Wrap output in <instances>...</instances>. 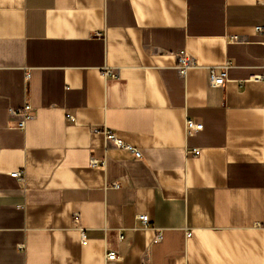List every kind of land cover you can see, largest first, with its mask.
Segmentation results:
<instances>
[{"label": "crops", "instance_id": "0c3cea01", "mask_svg": "<svg viewBox=\"0 0 264 264\" xmlns=\"http://www.w3.org/2000/svg\"><path fill=\"white\" fill-rule=\"evenodd\" d=\"M258 28L264 0H0V264H264Z\"/></svg>", "mask_w": 264, "mask_h": 264}, {"label": "built area", "instance_id": "2783aa9c", "mask_svg": "<svg viewBox=\"0 0 264 264\" xmlns=\"http://www.w3.org/2000/svg\"><path fill=\"white\" fill-rule=\"evenodd\" d=\"M258 32L264 31L262 28L257 29ZM194 67V64L191 62L189 57L185 54L182 57L178 59V64L176 66V70L178 71L179 75L184 77L187 73V71ZM230 67V64H226L223 67L220 68V73L217 75L215 73V70L212 69L209 72V86L212 88H220L223 87V85L227 81V71ZM103 76L105 79L107 78H113L116 76V73H114L111 70L104 69L103 70ZM30 78V74L27 73L25 75V82ZM252 81H263L264 82V65H263V73L262 75H256L250 78ZM32 112L33 109L32 107L26 102L24 103L23 107L21 108H9L8 109V117L10 124H13V128L24 131L26 128V124L28 121L32 119ZM68 120L72 123L75 122L74 117L68 116ZM203 126L202 125H197L194 121L190 119H186L185 125H184V132L186 137H191L195 133L202 131ZM97 129H94V131ZM105 141L108 142L110 145H112L116 149L124 150L132 154V156L136 159L141 158V153L138 149H135L134 147L125 144L123 141L117 138L116 134L111 132V131H103ZM193 157H197L200 154V151L198 149H194L190 153ZM99 163L95 159L91 158L90 159V166L96 167L98 166ZM10 178L17 179V180H22L23 178V173H11L9 175ZM78 218V215H76V220ZM137 221L141 222L144 226L148 225V219L147 216L142 215L137 217ZM190 236V233H187V237ZM156 241H159V236L156 238ZM81 242L82 245L86 243V239L84 234H81ZM106 260L107 261H116L117 255L114 252L108 253L106 255Z\"/></svg>", "mask_w": 264, "mask_h": 264}]
</instances>
